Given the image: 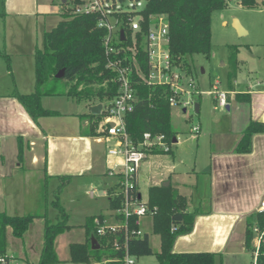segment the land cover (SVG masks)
I'll return each instance as SVG.
<instances>
[{
    "label": "crops",
    "instance_id": "0c3cea01",
    "mask_svg": "<svg viewBox=\"0 0 264 264\" xmlns=\"http://www.w3.org/2000/svg\"><path fill=\"white\" fill-rule=\"evenodd\" d=\"M65 2L66 0L61 1V3ZM234 4L239 5L237 2ZM61 8L62 4L57 3V0H2L4 20L7 17L15 18L16 23H22L25 19L32 20L35 22L36 30L37 24H40L42 34L47 31L46 19L55 14L60 16ZM242 29L244 32L241 33L234 30L238 36H242L246 34V30ZM5 35L0 31V77L3 81L0 82V201L10 186L13 197L27 199L28 205L27 210H24L27 212H18L14 209V213L10 214L1 201L0 211L10 215H46L42 204L48 185L52 183L53 187L60 188V185H69L72 180L89 181L91 198L107 197L110 201V198H113L112 194L118 190L116 184L118 177L111 186L105 181H99V178L111 175L109 172L117 163L116 159L107 154V149L113 143L112 139L99 132L97 128V135L84 134L82 129L87 122H83L79 117V114L84 113L47 106L44 104V98L49 95L41 97V105L43 108L56 111V114L32 119L15 93L27 94L33 91L34 52L37 46L29 51L27 59L20 63L13 62L4 52L7 45ZM4 54L8 56V61ZM18 68L26 71L20 73ZM9 76L12 80L8 79ZM21 83H25L24 86ZM235 83L236 76L232 90L228 88L222 90L226 92L228 103L225 106L228 111V129L222 137L217 138L215 143H211L212 150L207 156V162L201 163L198 168H193L187 174L190 178L193 176V180L186 183L182 179L179 181L177 175L173 178V172L167 175L165 173L163 177L160 173V185L154 182L150 186H164L162 184L168 181L165 187L175 188L186 198V211H195L192 229L175 238L173 250L214 253L219 256L220 264H235L249 253L244 246L246 218L255 213L260 202L264 201V131L251 136L249 152L242 153L235 150L242 131L250 121H257L264 126V81L254 83L249 80L244 90H237L234 87ZM236 94L244 96L237 99ZM93 105L96 103H88V112ZM176 143H178L177 138ZM162 154L156 153L150 156ZM150 156L143 162L148 161ZM149 165L152 167L154 163L149 162ZM155 177L156 174L150 180ZM138 190L142 196L139 187ZM112 210L108 204L107 212L86 215L79 225L67 222L70 229L55 239V250L59 259L56 264H78L69 260V245L82 243L86 237H89L92 229L86 231L85 219L96 215L109 218ZM147 218L150 219V223H146ZM145 219L144 230L148 235L149 227L152 231V216H147ZM43 226L44 218L36 217L24 236L15 238V243L11 244V251L16 258V264L20 260L28 264L37 263L42 246ZM35 227L41 232L40 242L38 240L36 243L34 238L30 237L32 228ZM20 244L21 250L17 246ZM159 246L160 239L157 250L151 247L153 251H158ZM148 256L155 258L154 255ZM148 256L138 257L133 264H158L156 258V263H153ZM250 256L253 260V255Z\"/></svg>",
    "mask_w": 264,
    "mask_h": 264
},
{
    "label": "trees",
    "instance_id": "16d2710c",
    "mask_svg": "<svg viewBox=\"0 0 264 264\" xmlns=\"http://www.w3.org/2000/svg\"><path fill=\"white\" fill-rule=\"evenodd\" d=\"M138 1V0H131ZM230 0H144L140 10L122 11L115 7L114 0L105 5V10L117 18L126 20L128 17L141 16L142 27L146 28L150 16L164 14L169 26L168 47L171 59L180 65L187 73L191 71V61L194 55L203 54L209 58L211 51V14L214 10L224 9ZM245 8H264V0H236ZM64 3H62L63 6ZM61 19L51 29L42 34V45L34 52V88L31 93L15 96L23 105L32 119L40 116L56 114V111L43 108L41 97L46 95H63L76 101L99 102L114 97L118 92L116 73L107 67L109 56L106 54L104 39L107 31L98 26L101 14L65 13L60 11ZM235 45L231 46L229 68L227 71V88L232 90L236 76ZM137 59L143 72H147V62L142 52H137ZM8 61V56L4 54ZM8 64V63H7ZM63 69V75L56 78V73ZM137 100L133 110L125 116L126 131L133 143L142 139L144 132L164 134L170 142L176 136L171 122V105L168 98L170 91L166 86L148 85L141 81L134 72L130 74ZM244 96V95H243ZM236 94V98H243ZM103 113L90 112L79 114L86 121L82 132L86 135H97V124ZM264 126L257 121H250L241 133L236 144L237 152L251 150V136L263 132ZM20 152V151H19ZM172 152V149L168 152ZM160 153V152H158ZM61 187V185H60ZM57 197V196H55ZM148 203L156 207L152 214V232L160 239L158 251H153L149 237L145 234L140 238L125 240L123 234L97 238L99 248L93 249L89 237L82 243L69 245V260L78 264L101 263L116 264L114 258L121 260L124 247L115 249L113 240L122 246L126 245L130 254L135 257L154 255L158 264H220L219 256L209 252H176L172 246L177 236L188 233L192 229L195 211H186L187 200L171 186H154L149 188ZM56 209L55 221L52 222L45 214L10 215L0 211V254L6 252V229L12 236L22 238L33 219L44 218L42 246L36 264H56L59 262L55 239L70 229L68 214L59 201H51ZM118 198H110L109 207H119ZM102 219L103 215L89 216L85 219L86 231L94 228V220ZM256 224L264 228V212H255L246 218L244 246L253 252L252 226ZM255 264H264V242L257 251Z\"/></svg>",
    "mask_w": 264,
    "mask_h": 264
},
{
    "label": "rangeland",
    "instance_id": "374dc122",
    "mask_svg": "<svg viewBox=\"0 0 264 264\" xmlns=\"http://www.w3.org/2000/svg\"><path fill=\"white\" fill-rule=\"evenodd\" d=\"M61 1L57 0V3L62 4ZM111 1L106 0L108 4ZM235 2L236 0H230L226 8L214 10L211 14V51L209 58H206L203 54L194 55L192 58L191 71L187 74L194 81L197 94L193 93L191 97L187 98L188 104L186 106H172L171 108V122L176 132L178 143L172 146V152L150 156L148 161L143 162L139 168L138 187L146 200H148L149 187L154 182H157V184L160 182L161 174L163 177L165 173L167 175L169 172H173V178L177 175L179 181L182 179L184 182L190 183L193 180V176L190 178L187 174L193 168H198L201 163L207 162V156L212 150L211 143H215L217 138L222 137L226 133L228 129V111L226 107L219 106L217 96L219 91L227 90L226 76L229 68L231 46L235 45L237 47L235 58L238 67L234 87L237 90H244L249 80L254 83L264 81V9L245 8L234 4ZM114 3L115 7L122 11L140 10L144 5V0H114ZM80 4L81 0H66L62 10L67 14L73 13L74 9ZM2 10V0H0V31L4 35L6 33L5 36L7 37V45L4 52L9 55L11 61L20 63L29 57V51L35 45L37 48L41 47L42 31L40 30V24H37L36 30L35 22L29 19H25L22 23H16L15 18L12 17H7L4 20ZM60 19L61 16L57 14L50 16L46 19V29L48 30V28L57 24ZM233 19L240 23L242 28L246 30V34L242 36L236 34L232 26ZM18 71L23 73L26 70L18 68ZM16 74L15 72V76ZM22 75L24 76V74ZM1 78L0 82H3ZM8 79L12 80L11 76ZM24 84L22 85L24 86ZM106 102V100L103 101V103ZM94 103L97 104L99 102L94 101ZM44 104L62 108L61 110H72L79 113H87L89 111L88 102H78L74 98H66L63 95L47 96L44 98ZM196 104L199 107L198 112L195 110ZM193 126H199V132L194 133L191 130ZM157 160L159 162H156ZM149 162L154 163V165L151 167ZM155 174L156 177L150 180ZM115 178L116 176L111 174L103 178L100 177L99 181H105L107 185L111 186L114 184ZM89 189V181L85 180H72L69 185H61L60 188L58 186L53 187V184L50 183L42 204L47 218L52 222L55 221L57 211L52 206L51 201L56 199L68 214V222L70 224L79 225L83 222L86 215L95 212H107L109 204L107 197L91 198ZM11 190L9 186L5 196L1 197V201L6 205L7 212L13 214L14 209L18 212H27L24 210H27L28 200L23 197H13ZM145 220L146 223H150L149 218ZM32 229L30 237L34 238L35 243L38 240L40 242L41 232L37 227ZM147 233L151 246L157 250L159 244L158 236L152 233L150 227L147 229ZM15 238L12 236L11 230L7 228L6 252L8 254L13 255L11 244L15 243ZM17 246L20 249L22 245ZM248 252L243 259H239L235 264H253L250 256L253 254L250 251ZM148 257L153 263H156L153 256ZM137 258L135 257V260ZM102 262L107 263L108 260H103ZM17 264L28 263L20 260Z\"/></svg>",
    "mask_w": 264,
    "mask_h": 264
},
{
    "label": "built area",
    "instance_id": "2783aa9c",
    "mask_svg": "<svg viewBox=\"0 0 264 264\" xmlns=\"http://www.w3.org/2000/svg\"><path fill=\"white\" fill-rule=\"evenodd\" d=\"M106 4V0H81L74 12L101 14L98 26L107 31L104 39L105 51L109 56L107 67L116 73L118 82L117 94L107 99L106 103H101L103 116L97 129L113 141L107 154L117 163L109 173L118 177V190L112 197L118 198L120 205L112 210L109 218H96L90 232V238H106L109 244V236L117 233L123 234L126 241L145 235L143 221L147 216H152L156 207L150 206L138 190L139 168L148 156L158 152L167 153L176 143V140L173 141L175 137L168 142L164 134L151 132H144L142 139L136 143L131 141L125 127V116L133 110L137 96L130 74L134 72L148 85L166 86L170 91L168 101L171 107L186 106L187 98L197 92L192 78L171 59L169 26L164 14L150 16L146 28H143L141 16L128 17L126 20L117 18L105 10ZM120 31H123L124 39H120ZM139 51L145 55L147 72H143L139 65L136 55ZM217 100L219 106L225 107L228 104L226 92L219 91ZM191 130L197 133L199 126H193ZM256 212H264V201L260 202ZM252 232L255 264L257 251L264 242V228L260 229L254 224ZM112 245L115 249L124 247V255L121 260L114 258L109 261L116 264L134 263L135 256L129 253L126 245L122 246L115 239ZM0 264H16V258L5 252L0 254Z\"/></svg>",
    "mask_w": 264,
    "mask_h": 264
},
{
    "label": "water",
    "instance_id": "95a60500",
    "mask_svg": "<svg viewBox=\"0 0 264 264\" xmlns=\"http://www.w3.org/2000/svg\"><path fill=\"white\" fill-rule=\"evenodd\" d=\"M64 1H65V0H63V2H64ZM232 26L234 27V29H235L238 33L244 32V30L242 29V27L240 26V24L238 23L237 20H234V21H233ZM120 39H124L123 31H120ZM62 75H63V69L59 70V71L56 73L55 77H56V78H60V77H62ZM101 110H102V104H101V103H97L96 105H93V106L90 107V112H91L92 114H96V115H98V114L101 113ZM195 110L198 111V105H197V104L195 105ZM175 140H176V139L174 138L173 141L175 142ZM162 185H164V186L168 185V181H166V182L163 183ZM90 242H91V247H92L93 249H97V248H99V244H98L97 240H96L94 237H91V238H90Z\"/></svg>",
    "mask_w": 264,
    "mask_h": 264
}]
</instances>
